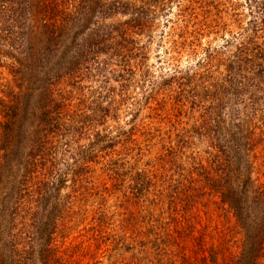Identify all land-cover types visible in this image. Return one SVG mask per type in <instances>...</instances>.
I'll return each mask as SVG.
<instances>
[{
  "label": "rangeland",
  "instance_id": "1",
  "mask_svg": "<svg viewBox=\"0 0 264 264\" xmlns=\"http://www.w3.org/2000/svg\"><path fill=\"white\" fill-rule=\"evenodd\" d=\"M135 2L150 11L144 27L133 25L130 9L97 20L106 49L48 86L64 119L90 116L113 144L88 157L74 142L75 154L60 157L67 176L59 189L58 252L66 264H208L209 255L232 262L241 229L206 177L186 175L193 160L205 163L209 143L201 125L206 108L221 99L212 93L207 60L219 72L223 65L213 56L227 57L245 43L264 46V0ZM14 37L0 39V97L12 84L7 42ZM248 82L241 98L225 94L220 113L224 126L239 124L247 134L251 178L264 186V77ZM89 139L83 132L76 141L86 146ZM134 170L145 177L130 176ZM162 178L181 184L187 200L170 206Z\"/></svg>",
  "mask_w": 264,
  "mask_h": 264
},
{
  "label": "trees",
  "instance_id": "2",
  "mask_svg": "<svg viewBox=\"0 0 264 264\" xmlns=\"http://www.w3.org/2000/svg\"><path fill=\"white\" fill-rule=\"evenodd\" d=\"M129 9L134 12L133 25L144 27L149 10L135 0H0V39L16 35L15 45L7 42L12 84L7 86L5 97H0V264H66L56 241L59 189L67 176L59 169L60 157L75 154L74 142L88 157L97 155L99 147L113 144L106 142L111 139L108 135L88 122L90 116L84 115L78 123L64 119L61 102L48 86L63 73L71 76L76 65L106 49L104 34L99 33L104 29L98 28L97 20ZM113 44L116 46L114 40ZM221 56L209 59L223 65L219 72L210 69L208 60L206 63L209 75H214L212 93L221 98L206 108L208 114L201 125L206 126L202 134L209 150L205 163L193 160L186 177H206L242 231L238 255L225 264H263L264 186L251 178L247 134L239 124L224 126L220 104L230 90L238 99L250 91L248 81H262L264 46L252 48L245 43L229 56ZM214 117L216 124L211 122ZM83 132L90 135L86 146L76 141ZM134 173L135 177H145L139 170L131 171L130 176ZM164 182L167 187L160 192L172 200L170 206L187 200L181 184L162 178ZM158 259L160 264L173 262L172 258ZM208 264L220 263L209 255Z\"/></svg>",
  "mask_w": 264,
  "mask_h": 264
}]
</instances>
